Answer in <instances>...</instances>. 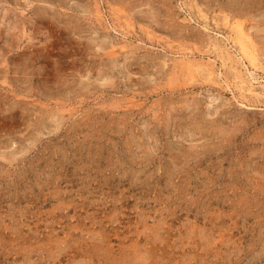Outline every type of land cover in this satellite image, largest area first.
<instances>
[{
	"label": "rangeland",
	"instance_id": "obj_1",
	"mask_svg": "<svg viewBox=\"0 0 264 264\" xmlns=\"http://www.w3.org/2000/svg\"><path fill=\"white\" fill-rule=\"evenodd\" d=\"M0 264H264V0H0Z\"/></svg>",
	"mask_w": 264,
	"mask_h": 264
},
{
	"label": "bare ground",
	"instance_id": "obj_2",
	"mask_svg": "<svg viewBox=\"0 0 264 264\" xmlns=\"http://www.w3.org/2000/svg\"><path fill=\"white\" fill-rule=\"evenodd\" d=\"M238 47L239 51L243 58H248L250 61H252V64L254 65L253 61L256 58V49L251 44L252 43V37L250 33L242 26H238Z\"/></svg>",
	"mask_w": 264,
	"mask_h": 264
}]
</instances>
